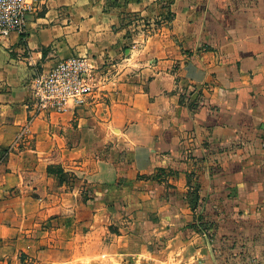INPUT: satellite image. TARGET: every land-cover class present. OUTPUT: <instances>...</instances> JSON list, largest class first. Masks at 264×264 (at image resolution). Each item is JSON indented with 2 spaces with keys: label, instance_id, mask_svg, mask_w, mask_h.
Wrapping results in <instances>:
<instances>
[{
  "label": "crops",
  "instance_id": "1",
  "mask_svg": "<svg viewBox=\"0 0 264 264\" xmlns=\"http://www.w3.org/2000/svg\"><path fill=\"white\" fill-rule=\"evenodd\" d=\"M26 1L0 39V264H264V0ZM72 55L96 90L29 123L31 78Z\"/></svg>",
  "mask_w": 264,
  "mask_h": 264
},
{
  "label": "built area",
  "instance_id": "2",
  "mask_svg": "<svg viewBox=\"0 0 264 264\" xmlns=\"http://www.w3.org/2000/svg\"><path fill=\"white\" fill-rule=\"evenodd\" d=\"M30 9L26 0H0V39L11 32H23ZM95 69L89 58L72 55L45 72L35 73L29 85L27 121L30 123L44 114H63L85 105L96 90Z\"/></svg>",
  "mask_w": 264,
  "mask_h": 264
},
{
  "label": "trees",
  "instance_id": "3",
  "mask_svg": "<svg viewBox=\"0 0 264 264\" xmlns=\"http://www.w3.org/2000/svg\"><path fill=\"white\" fill-rule=\"evenodd\" d=\"M168 4H169L168 2L165 4L164 7L166 8V10L165 12H163L164 18L167 19V21H169L172 18V13L170 12L168 8ZM180 102L181 104L194 109L201 104L202 93L200 92V90L197 89V87L188 86L186 90L180 95ZM55 171L56 173L61 175L60 179L63 176L64 177L66 176V174L60 168L55 169ZM187 183H190V174H188ZM197 191H198V183L195 180V184L193 185V187L191 188V191L189 192V201L191 203H196V205H199V195ZM191 227L200 232H205V231L212 232L215 225L211 222L206 221L203 218V215H201L200 213H197L195 215V220L193 221ZM212 242H213V239H212Z\"/></svg>",
  "mask_w": 264,
  "mask_h": 264
}]
</instances>
